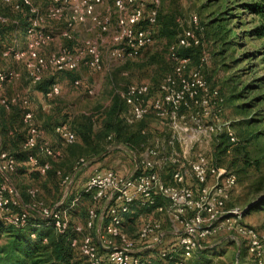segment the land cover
<instances>
[{"label":"built area","instance_id":"obj_1","mask_svg":"<svg viewBox=\"0 0 264 264\" xmlns=\"http://www.w3.org/2000/svg\"><path fill=\"white\" fill-rule=\"evenodd\" d=\"M10 5L12 10L27 11L26 26L23 30L24 45L0 46V56L10 57L20 62L26 76L32 83L39 82L45 75L60 71H74L83 66L88 70L103 69V45L108 57L121 61L135 58L139 51L152 41L153 26L156 22L158 0H111L115 12L111 24V10L104 8V0H0ZM6 21V16H0ZM12 21H14L12 19ZM61 22L58 35L69 45L57 44L46 53L42 49L54 41L52 24ZM196 26V16H191ZM81 27L84 32H95L94 36L84 35L76 38L74 32ZM54 32V31H53ZM104 34H108L107 38ZM198 39L192 29L183 30L175 42L167 48V56L174 65L170 73L164 74L155 86V92L144 82H130L115 92L127 106L123 119L132 123L153 114L160 123L170 118L173 127L194 128L217 136L226 134L229 141L235 137L227 122L220 119L222 97L216 89L208 90L199 68H186L188 57L180 55L178 50L195 45ZM17 76L10 69H0V83L10 82ZM74 84L78 80L73 81ZM90 93V90H87ZM59 93L56 83H51L44 96L51 97ZM20 101L27 108L28 99L13 94L7 103ZM181 109V110H180ZM22 121L27 127L23 148L36 145L39 129L31 122V112L24 111ZM55 132L63 143L74 141V132L65 124L55 126ZM143 132V131H141ZM174 136L167 139L172 144ZM39 151L45 156L59 155V150L46 143L38 144ZM158 138L150 146L143 148L142 154L127 174H117L111 169H94L86 178L82 190L92 191L93 198H101L103 205L97 214L88 208L84 222L73 224L74 231L81 233L79 238L70 239L69 245L77 247L79 252L91 264H100L99 246L106 250L107 264H154L155 261L171 260L172 264H184L194 252L202 249L206 238L222 229L227 237L243 248L251 264H264V234L248 224L241 222L242 209L237 206L227 208L225 201L229 191L236 184L235 173L211 162L202 154L193 159L166 155ZM82 157L76 160L73 172L86 163ZM170 165V181L162 177L160 168L163 162ZM27 164L43 174L48 168L47 161L39 162L29 154ZM15 160L0 149V217L14 226L26 224L28 212L20 206V199L13 186L6 181L5 174L14 169ZM59 173V170H56ZM71 175H63L60 185L72 180ZM189 178L192 183H187ZM34 188H28L30 197L35 195ZM76 199V196L73 200ZM163 201V203L160 202ZM61 199L52 206L34 201L28 206L37 211L42 218H49L56 232L68 225L66 208H59ZM165 202V203H164ZM132 204L151 208V212L165 213L177 226L175 239L164 245V232L160 220L147 215L138 227L134 237L120 229L123 214ZM16 209V210H14ZM107 212L108 223L103 232L93 241L92 231L98 215ZM33 236V234H30ZM95 235V234H93ZM95 238V236H94ZM45 240V239H43ZM156 248V253L151 250ZM142 251H147L144 253Z\"/></svg>","mask_w":264,"mask_h":264},{"label":"rangeland","instance_id":"obj_2","mask_svg":"<svg viewBox=\"0 0 264 264\" xmlns=\"http://www.w3.org/2000/svg\"><path fill=\"white\" fill-rule=\"evenodd\" d=\"M31 1L37 3L35 0ZM242 1L244 0H158L157 22L153 26L152 41L144 46L135 58H127L121 61L112 59L107 56L102 45L100 49L102 51L103 69L92 71L80 66L71 72L54 73L51 82L58 85L59 93L51 99H46L43 93L38 90L36 83L29 80L20 62H16L10 57L0 56V69H10L17 74L16 78L10 82L0 83V99L13 94L28 98L29 107L33 113L31 122L37 126L40 124L38 120L48 114L47 108L52 110V113L58 109L59 112L56 116H59L60 110L65 108L69 116L67 121L72 114L77 116L81 113L94 111L96 107L99 112L102 107L109 103L115 88H123L125 84L130 82H144L150 88H155L156 83L164 74L170 73L174 65L173 60L167 56L168 46L175 42L177 35L183 30L192 29L198 41L192 45L193 49L189 52V57L187 56L186 68H199L205 79L207 89H216L218 95L222 97L220 119L227 122L235 139L229 141L226 134H223L221 136L223 137V144L218 148L215 146L216 136L213 134L190 127L172 128L169 117L162 120L164 123H160L159 119L150 114L146 116L148 118H144L143 128L146 137L141 148L152 145V138H158L162 143L163 150H167L166 153L164 152L166 155L172 153L173 156L182 159L184 156L190 160L197 154H202L216 165L232 170L236 176V184L229 191L225 205L227 208L237 206L242 209L241 222L264 234V97L262 96L264 95V37H254L247 32L251 26L257 23L258 18L238 5ZM235 6H237L236 9H233ZM103 7L111 10L110 20L113 24L115 12L111 0H104ZM227 8H230L229 10L232 12L228 19V26L238 35L235 47L217 41L213 35L208 33L211 27L207 23L213 17L221 16V12ZM6 11L10 12L9 10ZM192 15L196 16L195 27L191 21ZM23 18L26 26V8ZM200 22L204 23V31L200 27ZM164 24L171 26L174 34L158 37L159 29ZM51 27L59 29L62 24L58 21L53 23ZM23 30L18 31L12 40L2 47L10 45L23 47ZM52 33L54 34V41L42 49L43 53L56 47L59 43L64 44V39L58 35V32L52 31ZM74 35L76 38L84 35L94 36L95 32L76 30ZM107 35L104 34V37L107 38ZM227 38L228 36L223 38V41L227 42ZM221 46L223 49H220ZM249 52H252L253 55L246 57ZM47 76L50 75H45L43 78ZM259 76L262 78L255 80ZM75 79L78 80L77 84L73 83ZM88 89L90 93L87 92ZM237 92L240 95L231 98V94L235 95ZM126 108L127 106L122 104L123 112L126 111ZM67 113L62 114L67 115ZM67 121L65 122L66 125ZM147 122H153L155 127L151 128ZM95 124L97 125V123ZM171 135L174 136V139L172 144H168L167 139ZM74 144L76 143L74 142L67 147V157L65 156L63 161L53 162L58 164V168L66 171L74 157L79 156L76 153L79 149ZM224 145L226 146L225 151H222L221 148ZM56 146L60 147L61 150L64 149V146L58 142ZM111 147L114 146L108 148ZM141 148L137 149L138 155L142 154L143 149ZM114 154L127 158L120 151L114 152ZM102 161L103 163L99 162L98 165H94L90 169V173L94 169L107 168L109 160L103 159ZM165 164H168V167L163 165L162 170L163 168L165 170L170 168L167 161ZM130 165L129 162L126 170L129 169ZM16 166L26 165L16 163ZM82 168L83 170L86 169V167L81 166L78 173L82 172ZM30 172L33 171L30 170ZM31 173L17 174V172H11L7 176L5 175L9 184L15 186L17 193L21 194L23 199L28 188H34L36 199H43L46 203L56 201L57 198L62 199L67 193V197L71 194L69 189L71 182L67 184V189H65V185H61L58 192L54 193L47 180L50 175L46 178L35 172L36 177L34 178ZM51 178L54 179L55 177L51 176ZM73 185L75 186V182ZM79 187L77 186V188ZM75 196L76 199L73 200ZM67 197L65 199H69ZM89 199L90 197L87 199L79 194L72 196L69 217H72L76 223L81 222L84 218ZM261 201L263 203H260ZM24 209L29 214L34 212L28 206ZM142 213L147 214L124 221L122 229L126 231L128 236L131 237L136 234L138 227L147 215L158 218L157 214L150 212V208L147 211L142 210ZM225 235L226 231L222 229L209 235L203 242L205 246L194 252L184 264H251L243 248L240 247L237 250L234 240ZM174 239L175 235L172 238L170 234H166L163 244L168 245ZM151 253L155 254L156 249L151 250ZM156 264L160 263L157 261Z\"/></svg>","mask_w":264,"mask_h":264},{"label":"trees","instance_id":"obj_3","mask_svg":"<svg viewBox=\"0 0 264 264\" xmlns=\"http://www.w3.org/2000/svg\"><path fill=\"white\" fill-rule=\"evenodd\" d=\"M238 5L258 18L257 23L251 26L247 30V32L254 37H258V38L264 37V0H244L242 2H239ZM236 7L237 6L233 7V9H236ZM229 9L230 8L223 10L221 14L219 13L221 16L217 15L207 23V25H210L211 27L208 30V33L213 35L217 41L219 40L221 41V43L229 44L235 47L237 43L238 35L236 32H233L230 26H228V19L232 14V12ZM6 10H9L10 12ZM23 13H25V7L21 8L19 11L16 10L14 11L11 9L10 5L2 3L0 1V16L4 15L7 17L6 21L0 20V46L9 43L10 40H12V37H14L18 31L24 29L25 21L23 18ZM9 19H13L14 21ZM156 22H157V13H156ZM200 23H201L200 27H202L204 31V23L203 22ZM170 27L171 26H167L165 24L161 26L157 34L158 37L174 34V30H172ZM226 36H228L226 40L227 42L223 41V38H225ZM63 43L67 45L68 41L64 40ZM192 49H193L192 46L180 48L178 50V53L180 55L189 57V52ZM220 49H223V46H221ZM251 55H253V53L249 52V54H247L246 57H250ZM60 72H71V71H60ZM53 74L54 73L49 74L50 76H47L46 78H42L39 82H36L38 90H40L43 93V95L49 88L50 84L52 83L51 81L53 80L52 79ZM261 78L262 77L259 76L255 80H260ZM114 90L115 89H113V92L110 96L109 103L106 106L102 107L101 111L99 112L96 107V110L94 111L81 113L78 114L77 116L72 114L69 121L66 120L69 117L68 113L67 115L60 114L59 116L58 115L56 116L57 119L52 120L51 122H49L48 118H46V120H42L38 126L34 125L38 129L44 128L55 132L54 130L55 126L65 123L67 121L68 122L67 126L69 125L68 127L69 128L71 127L70 129L74 132L75 138L74 141L71 143H63L60 137L57 135L60 142L63 145H65L63 150H60L56 146L49 145L54 149L60 150L59 155L55 156L54 159L51 156H45L39 151L38 144L40 143V141L38 138L36 140L37 142L35 146L27 149L23 148L22 145L26 139L27 127L26 125H24L22 121V115L24 111L28 109L25 108L20 101H16L14 103L8 102L7 107H5L0 103V149L7 152V154L10 155L15 160L16 163L26 165L20 167L19 166L17 167L15 165L13 170L5 174L6 176L11 172H15V173L17 172V174L28 172L30 174L31 173L30 170L33 171L31 174L34 175V178L36 177L35 176L36 173L43 175L46 178H48L47 176L50 175V178H48L47 180L50 183L49 186L52 188V190L55 193L58 192L59 190L58 188L59 186H61L60 185L61 177L63 175H71L72 173H74L70 184L71 186L69 185L71 194H69V196L67 197L68 194L67 193L61 199L58 205L59 208H66V213L68 215V225L61 232H56L55 229L50 225L49 218L40 217L37 214V211L34 209H31L34 212H31L30 214L28 213L26 224L19 227L12 225L8 221L0 217V264H91L79 252L77 247H71L69 245L71 238L73 237L79 238L81 235V233L74 231L73 224L75 223L73 221L71 222L72 217H70L71 219L69 220V216H70L69 212L71 211V206H72L70 201L72 199V196L76 194H79L81 197L84 196L87 199L88 197H90L89 205L87 209L91 207L98 214L101 211L103 200L101 198H93L92 191H83L82 187L79 189L77 188V186L73 185L74 184L73 180L78 174V171L80 169L78 168L75 172H73L74 166L76 165L75 162L79 157L88 160L93 156L99 155L109 146H114L116 144L118 145L120 144L129 151H132L136 156V158L139 159L137 149L143 147V140L146 137L144 136L145 130L143 128V123L145 120L144 118L147 115L151 114V113L147 114L145 117H143L138 121L132 123H126L123 119L124 112L122 111V104L124 106L126 105L123 103L121 98ZM150 91L154 93L155 88H150ZM238 95H240V93L238 92L235 93V95L231 94V98L238 97ZM262 96L264 97V95ZM9 97L10 96L2 97V98L8 100ZM53 112L54 113L52 114H57L59 110L56 109V112L55 111ZM151 116L155 117L153 114H151ZM95 123H97V125ZM55 134L57 133L55 132ZM222 135L223 134H218L215 137L216 139L215 146H217L218 148L221 146V144H223V139H222L223 137H221ZM74 142L76 143L74 144V146L77 149H79V151L76 152L77 154H79V156L76 155L69 168H67V170L65 169L66 171H64L57 167L58 164L53 162L63 161V159L67 157L66 156L67 147ZM225 147L226 146L224 145L221 148V150L225 151ZM111 151L112 152L120 151L122 154L128 155L127 158H129V160L131 161V157L129 156L127 151H124L120 148H113L108 152L104 153L103 155H101L100 158H103V156L109 154V152ZM29 154L35 156L39 162L47 161L49 163V168L43 174L39 173L38 170L27 164L26 158ZM105 169H111L115 173L119 174L113 168L107 167ZM56 170H59V173H56ZM120 174H127V173L121 172ZM51 176L55 178L52 179ZM0 179L3 180V177L1 175H0ZM27 190L24 199L20 196L21 194L17 193L20 199V206L22 208H25L26 206H30L31 203L34 201H40L42 205L52 206L60 199L57 198L56 201L46 203L43 199L41 200L36 199L37 197L36 193L34 197H30ZM66 197L69 199L71 198L69 202H68L69 199H65ZM260 203L263 202L261 201ZM135 207H138L137 210L139 212H142V210L147 211L149 209V207H141L138 206L137 204H132L128 212H130V210H132V208L134 209ZM125 214H123L122 216L120 229L125 234H127L126 231L122 229V225L125 223L124 221L126 219H132V218L135 219V218L134 217L127 218V216H124ZM85 217H86V212L84 218L79 223L82 224L85 220ZM123 217H126V219L123 220ZM108 219L109 218L107 212L103 211L100 220V232H103L104 227L108 223ZM31 233L33 234V236L30 235ZM93 234L94 233L92 231L93 241L95 242L96 240ZM96 246H97V252L101 256L100 264H107L106 256H105L106 250L103 249L101 246H99V244L97 243ZM157 261L160 264H172L171 260H166L164 262H162L161 260H157ZM157 261H155L154 264H156Z\"/></svg>","mask_w":264,"mask_h":264},{"label":"crops","instance_id":"obj_4","mask_svg":"<svg viewBox=\"0 0 264 264\" xmlns=\"http://www.w3.org/2000/svg\"><path fill=\"white\" fill-rule=\"evenodd\" d=\"M9 20H12V19H9ZM53 31H55V33L58 32V28H52ZM76 30H79V31H83V29L81 27H77ZM131 69V68H129ZM133 72V70H132ZM123 73V72H122ZM22 96V95H21ZM44 96V95H43ZM25 97V96H24ZM46 99H51L53 97H47V96H44ZM28 99V98H27ZM29 101V100H28ZM49 105V104H47ZM41 107H43V105H41ZM27 109L31 112V115H33L32 113V110L30 109L29 107V103L27 105ZM48 111V114H46V116H42L40 120H38V122L41 123L42 120H46V118H48V121L51 122L52 120H55L57 119L56 117V114H52V110H49L48 108L46 109ZM60 114L62 113H67V110L62 109L60 110ZM48 116V117H47ZM145 118H148V117H145ZM153 122H147V125L151 126L152 127H155L153 126ZM155 125V124H154ZM150 130V129H149ZM152 131V130H150ZM153 132V131H152ZM38 139L40 142H43V143H46L48 145H52V146H56V143L58 142L61 146H65L63 145L59 138L57 137V134H55V132L53 131H50L48 129H42V128H39V136H38ZM153 140V138H152ZM57 148L60 149V147L56 146ZM113 148H120L124 151H127V153L129 154V156L131 157V161L129 160V158H122L120 156H116L114 154V152H109V154L103 156V158H100L101 155H103L104 153L108 152L109 150L113 149ZM61 150V149H60ZM59 150V151H60ZM163 152H167V150H164ZM134 153L132 151H129L128 149H126L124 146L122 145H114V147H111V148H107L105 149L102 153H100L99 155H96V156H93L91 157L90 159H88L86 161V163H84L82 166L83 167H86V169L83 170L82 168V172L78 173L75 177V186H80L79 189L83 186L86 178L88 177L89 173H90V169L94 166V165H98L99 162L100 163H103V159H108L109 160V163H108V166L106 167H110V168H113L115 169L119 174L121 172L123 173H128L132 170L133 168V165H134V158H136L135 155H133ZM141 153L139 154V157H140ZM126 157H128V155L125 154ZM122 159V160H121ZM129 162L131 163V165L129 166V169L126 170V167L129 165ZM163 165H165L166 167H168V164H165V161L163 162ZM162 165V166H163ZM162 166L160 168V172L163 176V178H165L167 181H170V168L165 170V168H163L162 170ZM7 182H9L8 178L6 177L5 178ZM186 182L187 183H192V181L187 178L186 179ZM161 203H163L162 200H160ZM165 203V202H164ZM138 207H135L134 209L132 208V210H130V212H128L127 214H125L124 216H127V218H130V217H134V218H137V217H140L142 215H145L147 213H142V212H139L137 210ZM138 211V212H137ZM151 212V211H150ZM134 213V214H133ZM136 213V214H135ZM149 213V212H148ZM154 214H157L158 218L160 219V223H161V227H162V230L164 232V235L166 234H170L171 237L173 238L174 235H176L177 231L175 230L177 228V226L168 218V216L165 214V213H159V212H155ZM71 218L69 217V220ZM126 219V217H123V220ZM73 220V218H72ZM71 220V222H72ZM100 220H101V217L100 215H98V217L96 218L95 222H94V227H93V233L95 234V239H96V235H97V232L100 230ZM74 223H76V221L73 220ZM235 242V241H234ZM236 244V247H237V250H239L240 248L238 247L237 243L235 242Z\"/></svg>","mask_w":264,"mask_h":264},{"label":"water","instance_id":"obj_5","mask_svg":"<svg viewBox=\"0 0 264 264\" xmlns=\"http://www.w3.org/2000/svg\"><path fill=\"white\" fill-rule=\"evenodd\" d=\"M136 161H137V159L136 158H134V164L136 163ZM97 244H99V242L97 241Z\"/></svg>","mask_w":264,"mask_h":264}]
</instances>
